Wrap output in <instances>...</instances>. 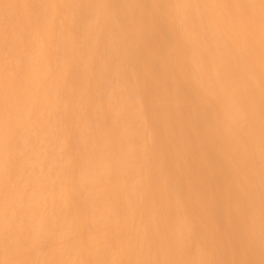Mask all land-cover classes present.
Masks as SVG:
<instances>
[{
  "label": "bare ground",
  "instance_id": "6f19581e",
  "mask_svg": "<svg viewBox=\"0 0 264 264\" xmlns=\"http://www.w3.org/2000/svg\"><path fill=\"white\" fill-rule=\"evenodd\" d=\"M0 264H264V0H0Z\"/></svg>",
  "mask_w": 264,
  "mask_h": 264
}]
</instances>
